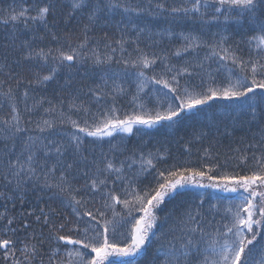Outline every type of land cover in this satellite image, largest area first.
<instances>
[{
    "label": "snow or ice",
    "instance_id": "6c2138e0",
    "mask_svg": "<svg viewBox=\"0 0 264 264\" xmlns=\"http://www.w3.org/2000/svg\"><path fill=\"white\" fill-rule=\"evenodd\" d=\"M58 6L61 0H36L31 8L2 10L5 26L13 23L15 27L20 21L25 27L28 22L42 24L48 31L50 46L33 47L34 40L43 41L44 36L19 45L13 32L4 37L2 68L8 69L7 79L15 80V85L0 92L9 108L8 118L0 117V182L6 189L0 192V197L6 201L19 198L23 205L26 195L32 192L37 201L46 195L48 200L58 201L70 212L61 215L56 208L49 207L46 211L41 207L39 214L32 210L10 216L5 208L0 213V237L9 238H0V264H136L153 242L154 226L163 229L175 214L174 208L163 216H158L157 211L177 198H181L185 208L178 228L162 230L161 236L178 230L179 244L173 237L159 264H264V242L254 243L258 237H264V0H181L174 6H169L167 0H158L154 5L150 2L147 8L141 4L131 6L128 0H69V11L61 12L63 30L59 27ZM117 11L128 16L158 13L172 20H200L202 24L215 21L225 25L224 31L235 24L251 34L229 43L231 35L214 33L211 40H206L202 32L179 33L183 44L174 53L161 55L140 49L139 34L145 29L138 28L131 20H121L117 21V28L131 24L138 30L136 40H127L120 29V39L104 44L105 53L99 51V42L96 48H90L92 38L88 33L95 30L101 19L108 24V14ZM33 12L34 15L29 14ZM76 13L86 14L87 22L80 29L82 36L67 27ZM153 35L177 36L168 30ZM107 39L106 33L101 40ZM129 43L137 45L136 55L117 59V49L112 45L119 46L123 53L125 44ZM158 43L153 40L150 46ZM200 49L206 50L202 58L198 55ZM192 52L197 53L195 62L185 61L179 66L171 62V57ZM89 61L96 67L111 69L113 63L118 67L116 71H105L100 82L85 92L83 87L74 88L72 70ZM158 64L159 71H154ZM64 69L68 70L67 78L60 87L70 93L67 107L83 119L66 115L62 98L57 109L51 100L32 95L34 86L46 88ZM147 71L153 74L149 76ZM130 78L135 83L132 110L121 116L117 102L129 94L123 83ZM3 84L0 80V87ZM82 95L89 99H81ZM217 100L235 104L250 116V124L257 120L259 109V131L253 133L244 149L230 150L234 155L225 156L223 163L219 157H210L208 148L203 152L210 162L192 167L185 161L162 168L153 162V159L163 161L162 155L146 156L143 151L138 155L136 149L121 151L119 145L109 149L111 155L103 151L97 154L95 150L97 141L104 137L115 139L120 135L123 143L129 135L143 137L150 129L175 127L198 117L205 107H211L209 102ZM45 102L48 108L43 107ZM93 102L96 111L92 110ZM20 104L24 105L23 111ZM40 109L52 119L35 122L31 118L23 119L25 113ZM33 123L35 127H29ZM69 124L71 133L59 130ZM26 132L38 134L22 139L17 150V140ZM87 137L95 138L90 142L91 149L85 146ZM117 153L123 156L118 162ZM232 160L236 163L231 167L240 168L243 174L240 171L215 174L229 167ZM189 188L197 191H187ZM206 189L234 194L222 214L220 202L209 204L211 220L202 211ZM196 197L200 203L193 209ZM109 211L111 218L107 215ZM216 215L221 216L219 221H215ZM33 216L34 220L28 219ZM213 221L216 226L208 231ZM15 223H20L25 231L23 239L13 238L18 231L12 227ZM34 224L40 226L39 230L33 228ZM30 228L32 232L28 233Z\"/></svg>",
    "mask_w": 264,
    "mask_h": 264
},
{
    "label": "trees",
    "instance_id": "16d2710c",
    "mask_svg": "<svg viewBox=\"0 0 264 264\" xmlns=\"http://www.w3.org/2000/svg\"><path fill=\"white\" fill-rule=\"evenodd\" d=\"M128 2L131 6L141 4L143 7L147 8L150 2L154 5L158 2V0H128ZM180 3L181 0H167V4L169 6L178 5ZM35 4L36 0H0V80L4 81L3 86L0 87V92L7 91L9 86L15 85V80L7 79L8 69L2 68L3 55L5 52V49L2 47V45L5 43L4 37L6 35H8L10 32H13L17 36V45L21 44L25 40L32 42L34 38L44 36L46 38L43 41H41L40 39H35L33 47L47 48L48 46H50L49 40L47 39L48 31L39 22H28V27H25L23 21H20L18 24H16L15 27L13 26V23H9L7 26H5V24L3 23L2 10L14 8L16 9V11H20L22 8L34 7ZM68 11L69 0H61V6H58L57 10V16H59L61 19V23L59 25L61 30H63L64 28V17L61 16V12L66 14ZM29 14L34 15V12ZM121 20H131L132 24L138 25V28L145 29L143 34H139L140 49L148 53L155 51L157 54L161 55L164 52L174 53L176 49L183 44V41L179 38V33L187 34L191 32L193 34H200L202 32L203 39L206 40H211L212 34L214 33H219L221 35H231L232 39L229 41V43H235L236 41L241 40L245 35L251 34L247 33L246 29H242L240 26L235 24L229 25L227 27V31H224L223 29L225 28V25L223 23H220L218 25L215 21H210L209 24H202L200 20H172L171 18L158 13L154 15L143 14L140 16H136L135 14H133L132 16H128L127 14H123L120 11H117L116 13L108 14V24H105L104 20L101 19L95 26V30L88 33V36L92 38L89 47L96 48L97 42H99V51L101 53H105L104 44L112 40L120 39V29L124 31L125 38L127 40H136L138 36V30H134L131 24H121L120 29L117 28V21ZM221 21H223V17H221ZM86 22V14L82 16L81 13H76L67 27L69 30L75 29L76 34L82 36L83 34L80 32V29ZM49 27H51V17H49ZM165 30L176 33L177 36L169 37L167 35H153L155 33H164ZM106 33L108 39L101 40V38L104 37ZM153 40L159 41V43L155 46H150L153 44ZM112 46L117 49L115 52V57L117 59L121 58L122 55L124 58H127L129 54H131L132 56L136 55L135 49L137 48V45L134 43L125 44L124 47L126 51L123 53L121 52L119 46L115 44H113ZM205 53V49H200L198 55L200 58H202ZM196 60L197 53L195 52H192L188 55H181V57L179 58L171 57V62L177 64L178 66L182 65L185 61L195 62ZM212 66L213 68L216 67L215 64H213ZM117 67L118 66L115 63L112 64L111 69H108L106 66L96 67L91 63V61H89L84 66L77 65L76 68L72 70L74 88L83 87V90L86 92L87 88L92 87L94 83L100 82V77L105 71H116ZM159 69L160 65L158 64L154 71H159ZM14 70L17 72L20 71V69L18 68H14ZM44 71L46 72L47 69H45ZM67 72V69L62 70L58 74L57 79L49 82L46 88L44 86H34L35 91L32 93V95L35 96L36 99H39L41 96H43L46 98V101L51 100L53 104H56L57 109H60V104L58 103V101L62 98L65 101L62 110L65 111L66 115H70L72 119H83L82 116H77L74 109H68L67 104L70 93L67 90L61 89L60 87V85H62L67 78ZM146 74L150 76L153 74V72L147 71ZM223 76L224 73H222L219 78L223 79ZM194 80L196 83H199L198 78H194ZM109 83H111V80L109 81ZM123 86L129 89V94L127 96L121 97L117 102V107L120 108L119 114L121 116H123L125 111L132 110L131 96L132 93L135 92V83L131 78L124 81ZM20 91H23V87H21ZM17 95H19V92L17 93ZM81 99L88 100L89 97L82 95ZM28 103L31 104L32 101L29 100ZM209 104L211 105V107H205L204 112L201 113L198 117L194 119H187L172 128H158V130L150 129L147 130L148 134L143 137L139 135H129L126 136L123 143H121L120 135H116L115 139L111 137H104L97 141L95 150L97 154L103 151L108 152L109 155H111L112 153L109 152V149L113 146L119 145V149L121 151L125 148H127L128 150L136 149L138 155L140 151H143L146 156L148 153H153L154 157L162 155L165 157L163 161L158 162L157 159H153V162L156 163L157 168H162L173 163L183 164L185 161H188V166L192 167H198L200 163L210 162L209 158L205 157L203 152L205 148H208L209 156L212 158L219 157L220 162L223 163L225 156L234 155V152L230 150L244 149L249 141L252 140L253 133L259 131V109L257 111V120L250 124V116L241 112L235 104H231L230 102L221 100L211 101L209 102ZM43 107L48 108V103L45 102ZM96 107L97 106L93 102L92 110L96 111ZM23 108L24 105L20 104L21 111H23ZM8 113V105L6 101H4L3 97H0V117L8 118ZM53 115L57 114L54 113ZM29 118H31V120L35 122L42 119H52V116L45 114L43 112V109H40L32 114H24L23 119L25 121ZM24 126L25 125H22V127ZM29 127L34 128L35 123L30 125ZM59 130L63 133H71L73 131L70 124L61 126ZM36 134L38 133H24V136L17 140V150H19L22 139L26 138L29 135ZM197 136L200 137L199 140L196 139ZM93 139L95 138H86L85 146L87 148L91 149L93 147L90 143ZM187 149H190V151H188ZM124 154L128 155L129 152H125ZM235 154L240 155L242 153ZM116 159L118 162L120 159H123V156L117 153ZM235 163L236 161L232 160L229 167L221 168L220 171L215 172V174L219 175L224 171H240L241 174H243L240 168L234 169L233 167H231V165ZM137 167H139V165H137ZM58 174L59 173L57 172V175ZM82 182L83 181H78L77 183ZM145 183H147V181H145ZM5 191L6 189L4 188L3 183L0 182V192ZM187 191L196 192L197 189L189 188L187 189ZM203 191L206 192V198L205 202L203 203L202 211L205 212L209 220L212 219V213L208 211L209 204L220 202L222 214L223 207L227 206L228 201L234 196V194L232 193H221L216 189H206ZM214 193L215 195H213ZM7 194L11 195L12 193L8 192ZM221 198H223L222 201ZM185 199H188V197H185ZM25 201L26 202L22 205L19 198L12 201H6L3 197H0V213L4 212L5 208H7L9 210L8 214L10 216H18L20 213H27L32 210H35L36 213L39 214V209L41 207H44L46 211L49 207L56 208L61 213V215H67L70 212V209L63 208L58 201L48 200L46 195L43 197V200L37 201L36 195L32 192H29L25 197ZM197 203H200L198 197H196L195 203H193V209H195V204ZM173 208L175 209V214L173 218L163 226V229L159 226H154L153 231L155 232V236L153 237V242L137 258L136 264H159L160 261L164 260V256L162 255V253L169 248L173 237L177 238L178 246V238L181 235L178 230L168 232L165 236H161V231H166L169 228H178L181 215L185 211V208L182 206L181 198L170 201L164 206L162 210L157 211V215L163 216L165 211ZM116 210L119 212L121 211V208L117 207ZM107 215L108 218H111L110 211ZM28 219L34 220L35 217H29ZM220 219L221 216L216 215L215 221H219ZM215 221H213L212 227L207 229L208 231L214 230L216 226ZM4 223H6V221H4ZM205 223H207V221ZM12 227L18 229L16 237L13 238L18 237L20 239H23L25 237V231L21 229L20 223H15L12 225ZM39 227V225H33V228L37 230H39ZM27 232L31 233L32 228L28 229ZM46 233L47 229H45V234ZM156 237H160V239H156ZM0 238L7 239L9 237L3 236ZM261 242H264V237H258L257 241L254 243L258 245ZM19 246L20 245H17V247ZM63 251L64 249H61V253H63ZM256 256L258 258L259 253H257Z\"/></svg>",
    "mask_w": 264,
    "mask_h": 264
}]
</instances>
